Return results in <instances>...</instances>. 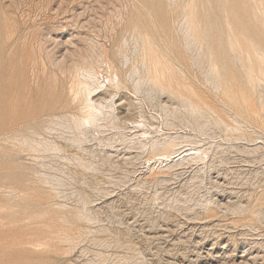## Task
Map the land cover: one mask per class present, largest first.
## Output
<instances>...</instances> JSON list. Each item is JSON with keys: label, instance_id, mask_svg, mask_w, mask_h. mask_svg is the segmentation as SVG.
<instances>
[{"label": "rangeland", "instance_id": "obj_1", "mask_svg": "<svg viewBox=\"0 0 264 264\" xmlns=\"http://www.w3.org/2000/svg\"><path fill=\"white\" fill-rule=\"evenodd\" d=\"M161 1L0 0V74L6 73L0 77V264H264V158L234 149L225 152L216 159L214 174L203 176L204 183L199 187L193 169L159 185L155 179L142 182L148 174V163L136 166L137 173L127 178L124 172H131L132 166L106 172L109 168L104 165L101 172H106L107 178L99 173L97 179H75L61 189L63 199L40 186L32 172V158L17 154V142L30 135L35 121L20 120L16 113L29 112L28 106L32 111L40 101L58 97L65 106L54 109L53 114H76L75 105L70 103V88L76 80L70 68L72 53L95 51L98 55L106 51L116 66L120 53L133 61L134 24L141 27L142 33H150L176 63L184 65L192 83L207 93L203 72L183 58L177 31L179 13L168 12ZM213 1L214 11L209 10L207 18L215 37L218 25L224 29L225 15L215 9ZM237 11L238 32L259 42L264 50L262 17L255 15L247 0L238 1ZM203 15L201 12L202 22ZM127 88L125 93L130 97V83ZM138 98L143 99L141 95ZM142 110L147 117H160V108L151 98L143 99ZM228 123L232 124L231 120ZM245 125L247 129L250 126ZM252 126L256 135L264 137V127ZM41 127L38 125V131ZM154 127L157 133L163 129L162 133L193 135L189 129L168 132L158 122ZM214 132L213 141L220 142L224 134L219 129ZM209 134L212 131L203 139ZM206 140L213 142L209 137ZM234 145L241 148L249 143ZM257 146L263 147L264 140H258ZM17 167L23 176L18 175ZM209 177L223 186L218 190L221 202L250 200L252 211L262 215L256 219L246 213L237 222H232L237 217L230 214L193 220L189 208L195 209L209 187ZM105 193L110 195L102 198ZM85 196L98 199L93 208L95 224L79 222L75 217ZM99 227L111 231L95 235L82 231Z\"/></svg>", "mask_w": 264, "mask_h": 264}, {"label": "bare ground", "instance_id": "obj_2", "mask_svg": "<svg viewBox=\"0 0 264 264\" xmlns=\"http://www.w3.org/2000/svg\"><path fill=\"white\" fill-rule=\"evenodd\" d=\"M162 1L168 12L179 13L177 31L183 58L192 68L198 67L203 72L207 93L192 83L184 65L176 63L171 54L159 47L150 33H142L137 24L132 28L133 61L120 53L116 66L106 51L98 55L94 54L95 51L73 52L70 68L76 80L74 84L72 81L70 88V103L75 105L77 113L53 114L54 109H64L65 106L57 97L50 101L43 99L44 102L40 101L32 111L28 106L29 112L19 111L15 115L20 120L35 121L30 127V135L17 142V154L25 153L32 158L35 162L32 172L38 183L44 189H50L56 198H65L61 189L69 182L86 177L97 179L99 173L105 179L106 172L115 167L132 166L131 172H124L127 178L137 173L136 166L148 163V174L142 182L155 179L159 185L178 179L181 173L193 169L199 187L204 183L203 176L214 174L218 167L216 159L225 152L234 149L239 153L257 155L260 160L264 158V146H257V141H263L264 137L250 129L252 123L264 127V50L259 42L237 30V8L241 0H216L215 9L225 17L224 29L217 24L219 29L215 37L207 18L208 11H214L215 1ZM247 3L255 15L264 20V0H247ZM201 12L204 13V22L200 21ZM3 75L6 73L1 72L0 77ZM9 76L12 78L11 74ZM129 83L133 92L130 97L137 96L135 99L125 93ZM9 88L12 91V85ZM139 95L143 99H152L154 106L160 108V117L145 115L143 99L138 98ZM201 119L204 124L198 123ZM155 122L168 132L189 129L193 135L162 133L163 129L157 133ZM245 124L250 125L248 129ZM38 125L43 126L40 131ZM215 129L224 134L220 142L213 141ZM210 131L212 134L208 137L213 142L207 141L208 137L203 139ZM243 141L251 148L234 145ZM144 158L145 163H141ZM104 165L109 168L105 173L101 172ZM17 169L18 175L23 176L21 168ZM208 182L209 187L197 200L195 209L189 208L193 220L230 214L237 217L232 222H237L246 213L255 215L256 219L262 215L252 211L250 200L244 202L239 198L233 202L231 199L221 202L218 196L221 191L218 190L223 186L215 184L210 177ZM140 184L141 179L136 187ZM109 195L105 193L101 197ZM97 201L90 200V196L80 200L81 208L75 214L77 221L95 224L93 208L98 205L95 204ZM82 231L84 234H100L111 230L99 227ZM64 238L69 239L66 235Z\"/></svg>", "mask_w": 264, "mask_h": 264}]
</instances>
